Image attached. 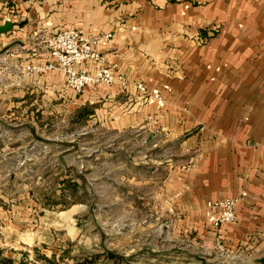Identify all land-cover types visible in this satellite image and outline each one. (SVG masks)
Wrapping results in <instances>:
<instances>
[{"label": "crops", "instance_id": "0c3cea01", "mask_svg": "<svg viewBox=\"0 0 264 264\" xmlns=\"http://www.w3.org/2000/svg\"><path fill=\"white\" fill-rule=\"evenodd\" d=\"M7 20L0 66L13 70L51 60L35 40L41 30L100 36L96 48L128 89L71 90L106 100L112 124L152 123L156 134L180 138L167 181L185 222L243 262L264 256V0H0V25ZM28 73L66 84L58 69ZM139 82L160 87L164 102L140 96ZM227 197L238 199L237 219L215 229L221 207L210 202Z\"/></svg>", "mask_w": 264, "mask_h": 264}, {"label": "rangeland", "instance_id": "374dc122", "mask_svg": "<svg viewBox=\"0 0 264 264\" xmlns=\"http://www.w3.org/2000/svg\"><path fill=\"white\" fill-rule=\"evenodd\" d=\"M12 68L0 66L2 262L261 264L185 222L167 181L180 138L112 124L106 100Z\"/></svg>", "mask_w": 264, "mask_h": 264}, {"label": "built area", "instance_id": "2783aa9c", "mask_svg": "<svg viewBox=\"0 0 264 264\" xmlns=\"http://www.w3.org/2000/svg\"><path fill=\"white\" fill-rule=\"evenodd\" d=\"M111 34H107V37ZM40 45L46 49L51 60L45 65L27 64V72H40L47 69H58L65 77L67 87L81 93L88 86L119 83L122 89H128L130 82L108 64L101 52L96 48L101 42L100 36L85 34L76 27H65L59 31L41 35ZM204 43L207 37L197 36ZM135 90L142 97L154 98L158 104L164 102L160 87L149 88L144 83L134 84ZM238 199L227 197L210 202V205L221 207L220 213L214 218L213 227L219 228L237 219Z\"/></svg>", "mask_w": 264, "mask_h": 264}, {"label": "water", "instance_id": "95a60500", "mask_svg": "<svg viewBox=\"0 0 264 264\" xmlns=\"http://www.w3.org/2000/svg\"><path fill=\"white\" fill-rule=\"evenodd\" d=\"M13 28V22L10 20L5 21L3 24L0 25V34L6 33ZM258 262L264 264V256L258 259ZM0 264H10L8 262H2L0 260Z\"/></svg>", "mask_w": 264, "mask_h": 264}, {"label": "trees", "instance_id": "16d2710c", "mask_svg": "<svg viewBox=\"0 0 264 264\" xmlns=\"http://www.w3.org/2000/svg\"><path fill=\"white\" fill-rule=\"evenodd\" d=\"M120 257H121V258H123V259L125 258V256H124V255H122V254L120 255Z\"/></svg>", "mask_w": 264, "mask_h": 264}]
</instances>
